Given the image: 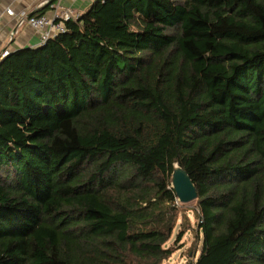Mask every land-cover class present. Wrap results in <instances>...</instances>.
<instances>
[{"label":"trees","instance_id":"1","mask_svg":"<svg viewBox=\"0 0 264 264\" xmlns=\"http://www.w3.org/2000/svg\"><path fill=\"white\" fill-rule=\"evenodd\" d=\"M65 26L0 58V264H163L175 163L193 264H264V0H96Z\"/></svg>","mask_w":264,"mask_h":264},{"label":"crops","instance_id":"2","mask_svg":"<svg viewBox=\"0 0 264 264\" xmlns=\"http://www.w3.org/2000/svg\"><path fill=\"white\" fill-rule=\"evenodd\" d=\"M96 0H1L0 1V58L5 48L11 51L23 47H36L40 36L28 25L18 26V16L21 12L32 15L45 9L44 14L54 15L55 10L62 12L71 10L76 17L90 9ZM6 7H12L15 16L6 14Z\"/></svg>","mask_w":264,"mask_h":264},{"label":"rangeland","instance_id":"3","mask_svg":"<svg viewBox=\"0 0 264 264\" xmlns=\"http://www.w3.org/2000/svg\"><path fill=\"white\" fill-rule=\"evenodd\" d=\"M178 221L168 246H173L176 251L165 260L163 264H193L200 253L202 234L199 232V209L196 201L187 204L178 202ZM182 237L176 241V236Z\"/></svg>","mask_w":264,"mask_h":264},{"label":"built area","instance_id":"4","mask_svg":"<svg viewBox=\"0 0 264 264\" xmlns=\"http://www.w3.org/2000/svg\"><path fill=\"white\" fill-rule=\"evenodd\" d=\"M6 14L15 16V11L12 7H6ZM77 18L71 10L59 12L55 10L54 15H30L26 12H21L18 16V26L28 25L39 33L40 42L39 45H43L50 38L62 33L66 30L65 23L71 19ZM0 14V23H1ZM10 49L5 48L2 52V57L9 53Z\"/></svg>","mask_w":264,"mask_h":264},{"label":"water","instance_id":"5","mask_svg":"<svg viewBox=\"0 0 264 264\" xmlns=\"http://www.w3.org/2000/svg\"><path fill=\"white\" fill-rule=\"evenodd\" d=\"M171 186L177 195L178 202L181 204H187L198 198L195 184L189 174L178 163L174 164Z\"/></svg>","mask_w":264,"mask_h":264}]
</instances>
